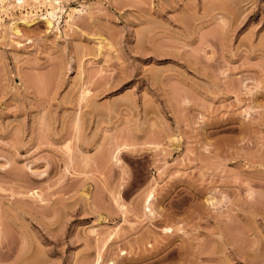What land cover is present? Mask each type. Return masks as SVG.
I'll return each instance as SVG.
<instances>
[{
  "label": "rangeland",
  "instance_id": "374dc122",
  "mask_svg": "<svg viewBox=\"0 0 264 264\" xmlns=\"http://www.w3.org/2000/svg\"><path fill=\"white\" fill-rule=\"evenodd\" d=\"M22 1L0 264H264V0Z\"/></svg>",
  "mask_w": 264,
  "mask_h": 264
},
{
  "label": "bare ground",
  "instance_id": "6f19581e",
  "mask_svg": "<svg viewBox=\"0 0 264 264\" xmlns=\"http://www.w3.org/2000/svg\"><path fill=\"white\" fill-rule=\"evenodd\" d=\"M17 1V4L19 3V4H21V3H24L22 0H16ZM34 1H37V0H34ZM46 1H50V2H56V3H58L57 2V0H46ZM59 1V0H58ZM60 2V1H59ZM60 5V4H59ZM61 11V10H60ZM54 15L53 14H48V16H46V17H44V20H45V23L47 24V26L48 27H51V25H52V22H53V20H54ZM28 22H30V21H28L26 18H21V19H19V23H22V24H28ZM19 23H13L12 24V26H11V31L12 32H14V34H18V28H17V25L19 24ZM30 23H32V22H30ZM2 182V181H1ZM1 182H0V184H1ZM3 183V182H2ZM12 185V184H11ZM25 189V188H24ZM23 191V190H22ZM23 193V195L25 196V198H31V199H33V198H35V199H40V200H38L39 202H41L42 200H41V198L42 197H40V195L38 194V192L37 191H29V190H25V191H23L22 192ZM20 196V195H19ZM23 197V196H22ZM24 198V197H23ZM152 199V198H151ZM34 200V199H33ZM36 200V201H37ZM35 201V200H34ZM150 201V200H149ZM24 206V205H23ZM26 206V205H25ZM2 233H1V229H0V235H1ZM98 264V263H97Z\"/></svg>",
  "mask_w": 264,
  "mask_h": 264
}]
</instances>
